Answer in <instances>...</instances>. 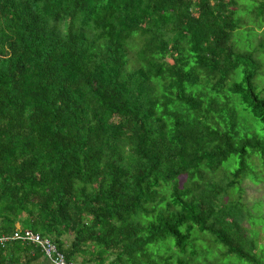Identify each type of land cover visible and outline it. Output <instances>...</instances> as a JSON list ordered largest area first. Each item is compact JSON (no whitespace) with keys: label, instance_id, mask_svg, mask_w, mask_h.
Instances as JSON below:
<instances>
[{"label":"trees","instance_id":"obj_1","mask_svg":"<svg viewBox=\"0 0 264 264\" xmlns=\"http://www.w3.org/2000/svg\"><path fill=\"white\" fill-rule=\"evenodd\" d=\"M237 4L0 0V264L42 257L15 230L71 264H257L241 182L264 159L263 40L237 47Z\"/></svg>","mask_w":264,"mask_h":264},{"label":"rangeland","instance_id":"obj_2","mask_svg":"<svg viewBox=\"0 0 264 264\" xmlns=\"http://www.w3.org/2000/svg\"><path fill=\"white\" fill-rule=\"evenodd\" d=\"M237 1H238L237 4L238 9L236 8L233 9L235 11L236 16L239 13V17L241 21H251L252 24L250 25V27H252L253 29V30L247 29L249 28L248 27L249 24H247L246 28L244 26L238 27L233 37V40H235V43H237V47L241 49V47L243 46L242 43L243 29H244V34L246 33L248 39L253 45L251 47L252 49L259 40H263L262 48L256 50L253 49L254 51L253 56H255L257 60H259L260 67L257 70L252 81L254 87L256 88V93L259 94V97L264 98V25L257 30L258 19L255 17L256 15L253 10L255 5H258L260 0H237ZM243 24H246V22H243ZM184 56H185V61L187 62V60H189V56L188 55H184ZM231 79H236V78H231ZM229 83H231V81H229L228 84ZM255 127L256 129L261 128L262 125L255 124ZM232 160L233 159H229L228 161H232ZM263 161L264 159L261 157H257V159L251 158V160L247 162V165L249 166V169L246 171L248 179H244L241 182L243 188L242 189L243 192L241 193V200L242 203H244L246 207L249 208L247 210L250 211V214L247 212V217H244L243 222L246 225L249 224V227H246L249 229L248 238L257 242L256 248L258 255L255 256L256 259H258L257 264H264V252L261 254L259 253L261 248H264L262 245H260L262 241L264 242V176H263L264 162ZM227 164L228 162H226L224 165L227 166ZM256 169L258 171L263 172V174L260 172L261 176L263 177V181L258 184H256L259 181L258 175H256L257 174ZM166 193H167V189H164L163 194ZM247 210L243 212L245 213ZM244 223L242 224L244 225ZM250 223H254V225L253 224L250 225ZM197 246L205 248L207 246V243L199 242ZM215 251L216 249H212L211 254L208 252L207 255H203L201 259H197V260H201L203 262L202 264H209V262H212L213 260H216V262H214L213 264H251L243 261L234 260L230 256L218 258L216 257V254H214ZM105 257H106L105 263L107 262L108 259L110 260L112 258L111 256H107V255H105ZM40 259L42 260V257H40ZM81 260L82 257H80L79 255L75 256V262L76 261L80 262ZM40 263L46 264L44 261H40ZM32 264H37V262Z\"/></svg>","mask_w":264,"mask_h":264},{"label":"built area","instance_id":"obj_3","mask_svg":"<svg viewBox=\"0 0 264 264\" xmlns=\"http://www.w3.org/2000/svg\"><path fill=\"white\" fill-rule=\"evenodd\" d=\"M9 238L11 240L28 242L34 248H38L42 257L46 259L49 264H70L64 260L63 255L56 250L55 246L47 238H43L39 234H32L26 230L23 232L15 230ZM6 240L9 239L1 237L0 243L5 242Z\"/></svg>","mask_w":264,"mask_h":264},{"label":"crops","instance_id":"obj_4","mask_svg":"<svg viewBox=\"0 0 264 264\" xmlns=\"http://www.w3.org/2000/svg\"><path fill=\"white\" fill-rule=\"evenodd\" d=\"M40 261H43V259L41 260L40 258L36 261L37 264H41ZM46 264H48L46 261H44Z\"/></svg>","mask_w":264,"mask_h":264}]
</instances>
